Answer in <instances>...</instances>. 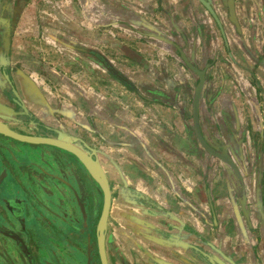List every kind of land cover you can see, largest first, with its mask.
Returning a JSON list of instances; mask_svg holds the SVG:
<instances>
[{
  "label": "crops",
  "instance_id": "crops-1",
  "mask_svg": "<svg viewBox=\"0 0 264 264\" xmlns=\"http://www.w3.org/2000/svg\"><path fill=\"white\" fill-rule=\"evenodd\" d=\"M16 1L10 64L35 122L96 151L118 261L264 264V0H232L235 23L210 0L220 27L197 0ZM186 62L204 70L201 136L241 183L194 137Z\"/></svg>",
  "mask_w": 264,
  "mask_h": 264
},
{
  "label": "flooded vegetation",
  "instance_id": "flooded-vegetation-1",
  "mask_svg": "<svg viewBox=\"0 0 264 264\" xmlns=\"http://www.w3.org/2000/svg\"><path fill=\"white\" fill-rule=\"evenodd\" d=\"M16 2L0 0V124L15 134L55 138L54 129L35 122L41 114L39 98L10 64L12 33L7 51L3 48L2 34L13 20L14 30ZM22 144L0 134V264H101L95 232L101 208L97 185L71 154L63 151V163L49 154L52 167L47 168L42 155H34L39 164L23 157ZM103 246L106 264H126L118 261L107 230ZM37 249L44 255H36Z\"/></svg>",
  "mask_w": 264,
  "mask_h": 264
},
{
  "label": "water",
  "instance_id": "water-1",
  "mask_svg": "<svg viewBox=\"0 0 264 264\" xmlns=\"http://www.w3.org/2000/svg\"><path fill=\"white\" fill-rule=\"evenodd\" d=\"M202 7L207 11L210 17L213 19L215 24L220 27L218 19L212 9L210 0H197ZM227 9L228 18L232 23H235L234 14H233V7H232V0H227L225 4ZM13 22L8 25V29H6L2 34V44L5 51L8 49L9 39L12 33V25ZM187 68L194 74L195 76V86L193 89L192 100H191V119H192V128L194 132V137L202 148V150L207 153L209 156L217 159L222 165L227 167L236 180L241 183L242 178L240 176L239 170L234 164V162L228 157L227 153L214 148L212 145L207 144L201 136L200 128H199V119H198V105L201 98L202 89L204 86V70L198 69L191 63L186 62ZM54 133L56 134L55 138L49 137H42V136H32V135H19L10 132L5 125L0 124V134L11 138L15 141H18L23 144L27 145H38V146H48L59 149L66 153L71 154L74 156L77 161L82 165L88 175L94 177L91 179L97 185L101 197V208L99 212V216L95 225V232H96V245H97V252L99 256V260L101 264H106L105 256H104V232L106 230V221L110 206V190L108 186V182L106 176L96 158V151L88 147L75 137L68 135L66 132L55 130ZM83 149V151L77 147ZM79 210L83 218H85V213L82 207L79 205ZM210 263V262H209Z\"/></svg>",
  "mask_w": 264,
  "mask_h": 264
},
{
  "label": "rangeland",
  "instance_id": "rangeland-1",
  "mask_svg": "<svg viewBox=\"0 0 264 264\" xmlns=\"http://www.w3.org/2000/svg\"><path fill=\"white\" fill-rule=\"evenodd\" d=\"M31 146H36V145H31ZM23 147L26 148V147H30V146L27 145V144H23ZM38 147H39V149H42V150H44V149L47 150L49 148L47 146H43V147L42 146H38ZM95 196L97 197L96 201H97V203H99L98 205H100L101 204V194L98 192V190H97V193H96ZM56 246H57V248H59V251H62L61 247L58 244H56ZM35 254L39 255V256L44 255V253H43V251L41 249L35 250Z\"/></svg>",
  "mask_w": 264,
  "mask_h": 264
},
{
  "label": "bare ground",
  "instance_id": "bare-ground-1",
  "mask_svg": "<svg viewBox=\"0 0 264 264\" xmlns=\"http://www.w3.org/2000/svg\"><path fill=\"white\" fill-rule=\"evenodd\" d=\"M91 177L93 178V177H94V175H93V176L91 175Z\"/></svg>",
  "mask_w": 264,
  "mask_h": 264
}]
</instances>
